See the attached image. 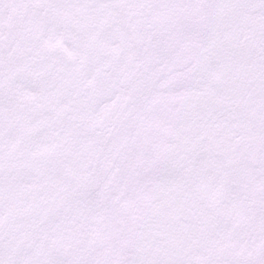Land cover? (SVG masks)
<instances>
[{
	"label": "snow or ice",
	"instance_id": "1",
	"mask_svg": "<svg viewBox=\"0 0 264 264\" xmlns=\"http://www.w3.org/2000/svg\"><path fill=\"white\" fill-rule=\"evenodd\" d=\"M0 264H264V0H0Z\"/></svg>",
	"mask_w": 264,
	"mask_h": 264
}]
</instances>
